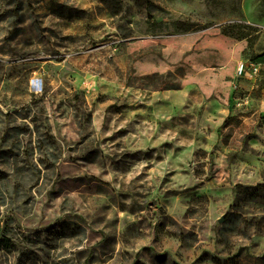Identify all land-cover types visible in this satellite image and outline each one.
<instances>
[{
    "label": "rangeland",
    "instance_id": "1",
    "mask_svg": "<svg viewBox=\"0 0 264 264\" xmlns=\"http://www.w3.org/2000/svg\"><path fill=\"white\" fill-rule=\"evenodd\" d=\"M263 49L264 0H0V264H264Z\"/></svg>",
    "mask_w": 264,
    "mask_h": 264
},
{
    "label": "crops",
    "instance_id": "2",
    "mask_svg": "<svg viewBox=\"0 0 264 264\" xmlns=\"http://www.w3.org/2000/svg\"><path fill=\"white\" fill-rule=\"evenodd\" d=\"M255 54H256V53H255ZM244 62H247V61H244ZM248 62H249V61H248ZM251 62H253V61H251ZM253 63H255V62H253ZM255 64L258 65V72H259V70H260L261 67H264V63H255ZM256 75H257V74H256ZM256 75H254L253 77H255ZM241 77H243V78H245V79L248 78L247 76H241ZM253 77H251V78H253ZM251 81H253V79H252ZM245 82H246V81H244V83H242V82L240 81V82L236 83V81H232V82H231V88H237L238 85H239V87H240V86H243V87H244V86L249 85L248 88H249V90H251L253 84L251 85L250 82H246V84H245ZM251 99L254 101L256 108H258V110L256 109L254 112H255V113L257 112V114H258L259 111H260V112H264V87L260 90V96H259V97H255V95L253 94Z\"/></svg>",
    "mask_w": 264,
    "mask_h": 264
},
{
    "label": "built area",
    "instance_id": "3",
    "mask_svg": "<svg viewBox=\"0 0 264 264\" xmlns=\"http://www.w3.org/2000/svg\"><path fill=\"white\" fill-rule=\"evenodd\" d=\"M258 73V65L249 61H239L236 66V74L238 76L253 77Z\"/></svg>",
    "mask_w": 264,
    "mask_h": 264
},
{
    "label": "trees",
    "instance_id": "4",
    "mask_svg": "<svg viewBox=\"0 0 264 264\" xmlns=\"http://www.w3.org/2000/svg\"><path fill=\"white\" fill-rule=\"evenodd\" d=\"M229 35L234 36L236 39H244L247 38V33L246 32H239L238 34H232L229 33ZM251 61L255 62V63H264V49L261 50L260 52L251 55ZM261 185H259L258 187H260Z\"/></svg>",
    "mask_w": 264,
    "mask_h": 264
},
{
    "label": "water",
    "instance_id": "5",
    "mask_svg": "<svg viewBox=\"0 0 264 264\" xmlns=\"http://www.w3.org/2000/svg\"><path fill=\"white\" fill-rule=\"evenodd\" d=\"M223 220V218H220L219 221L221 222Z\"/></svg>",
    "mask_w": 264,
    "mask_h": 264
}]
</instances>
